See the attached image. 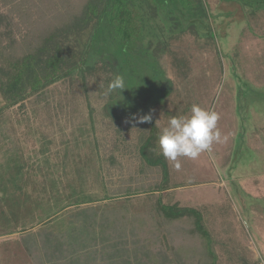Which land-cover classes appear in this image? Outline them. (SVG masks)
<instances>
[{
  "label": "rangeland",
  "instance_id": "obj_1",
  "mask_svg": "<svg viewBox=\"0 0 264 264\" xmlns=\"http://www.w3.org/2000/svg\"><path fill=\"white\" fill-rule=\"evenodd\" d=\"M204 2L209 28L203 25L198 28L199 33L204 35L206 30H211L214 41L197 39L188 31L173 42L177 56L186 54L190 58L187 72L180 73L171 61L143 64V59L134 53L137 68L134 81L139 86L126 85V96L120 94V99L117 96L118 104L112 102L115 99L108 102L104 85L94 82L98 81L96 77L103 80L107 73L97 72L84 83L75 72L27 98L24 108L5 109L0 116V167L10 154L23 159L26 173L18 184L28 199L25 214L17 220L10 218L8 211L2 213L3 207L0 209V264H38V258H32L27 251L28 240L40 238L42 229L48 227L50 233L58 234V223L41 222L37 214L51 208L57 210L54 219L58 218V203L75 198L69 199L68 194L70 190L72 195L80 189L83 173L88 178L85 190L94 199L85 205L101 208L109 203L102 196L112 193L131 164L121 149L116 151L118 163L112 167L104 158L110 153L109 144L116 136L121 137L126 124V120L117 124L115 117L134 105L136 93L148 95L149 85L157 95L170 91L161 102L163 105L155 108L159 128L167 126L171 116L190 114L191 106L197 104L220 114L217 127L225 137L222 143L213 144L211 152H202L195 160L180 157L179 170L169 161L171 182L178 186L164 191L163 200L201 211L209 232L202 248L214 249L213 264H264V8L250 16L247 7L243 8L235 0ZM55 3L51 11L44 9L45 15L58 18V12L62 14V4L58 5V0ZM39 8L34 4L23 11L24 21L17 22L14 10L0 2L2 43L14 42L16 36L20 40L30 25L40 20ZM162 17L166 19L165 14ZM96 40L94 45L100 41L97 37ZM98 48L106 55L113 52L104 46ZM128 53L122 50V61L129 58ZM93 57L99 58L96 52ZM78 58L75 54L74 60ZM4 104L0 94V106ZM96 142L100 145L97 153ZM99 156L103 162L97 161ZM107 167H111L110 173ZM6 168L0 172L2 184L8 187ZM141 197L146 199L147 195L141 194ZM132 202L136 207L143 203L136 198ZM136 217L133 227L122 234L121 243L114 248L142 249L140 261L145 264H185L169 250L167 253L155 251L154 258L149 259L151 256L143 248L165 247H151L143 224L149 223L154 230H164L165 226L147 221L150 215L142 220ZM202 255L206 262L211 261L206 253Z\"/></svg>",
  "mask_w": 264,
  "mask_h": 264
},
{
  "label": "trees",
  "instance_id": "obj_2",
  "mask_svg": "<svg viewBox=\"0 0 264 264\" xmlns=\"http://www.w3.org/2000/svg\"><path fill=\"white\" fill-rule=\"evenodd\" d=\"M55 1L0 0L4 7L14 10L13 16L17 18V22L24 21L23 11L34 4L40 6L37 13L41 16L29 28L27 25V32L20 40H16L17 36L13 38L14 42L2 43V39L0 40V94L5 100V104L0 106V116L6 108H24L27 98L39 94L75 72H78L77 76L84 83L88 76H94L97 72L107 73L103 80L96 77L98 81H94L98 85L101 82L104 88L116 72L123 75L126 73L129 76L126 77V85L134 84L136 88L139 84L134 81L137 69L134 53L143 59V64L159 65V62L171 61L180 69V73L187 72L190 58L186 54L183 57L177 56L173 42L188 31L205 42L215 39L211 30H206L204 35L199 33V27L204 25L209 28L204 0H58V5L63 6L62 14L58 12V18L45 15L44 9L51 11L56 6ZM235 1L243 8L247 7L250 16L264 8L261 5L264 0ZM162 14L166 15V19ZM84 36H87L85 40ZM96 37L100 39L95 44L97 48L104 46L113 52L106 55L102 48L97 49L93 44L97 41ZM73 42L76 43L75 47ZM178 49L176 51L180 53ZM122 50L129 52L126 61L121 60ZM95 52L99 58L93 59ZM75 54L79 57L78 61L74 60ZM161 71L163 72L162 68ZM154 91L149 85L148 95L145 92L146 95L136 93L133 96L134 105L124 108L126 113L115 117L117 124L121 120H126V124L120 132L121 137L116 136L109 144L111 154L104 158L110 161L112 167L118 163L116 151L121 149L128 155L131 164L126 168V176L118 179L112 193L102 196L110 200L109 203L100 206L101 208L85 205L94 199L85 190L88 178L83 173L80 189L74 190L72 195L70 190L68 194L69 199L75 198L58 203V218L54 219L57 210L51 208L36 211L39 221L58 223V234L50 233L48 227L42 229L40 238L28 240L27 251L32 258H38V264H145L142 259L140 261L142 249L137 251V248L114 247L121 243L122 234L133 227L136 216L137 220H142L146 216L148 219V215L150 218L147 221L165 226L164 230H154L149 223L143 224L148 233L147 238L150 237L151 247H165L143 248L151 256L149 259L154 258L155 251L167 253L169 250L185 264H213L214 249L202 248L209 232L204 226L201 211L163 200L164 191L178 185L171 182L170 163L160 154L158 138L161 128L157 125L154 114L156 106L163 105L161 102L170 91L165 90L161 95ZM120 94L125 95L124 89ZM117 96L119 92H113L109 95L108 102L115 99L112 102L118 104ZM148 113L152 115L149 123H138L132 119L133 114L140 116ZM94 147L96 153L100 151L97 148L100 147L98 142L94 143ZM99 157L100 160L97 161L103 162L104 159ZM4 168L7 169L4 172L8 173L10 186L2 184L4 180L0 172V209L3 207L2 213L8 211L10 218L17 220L25 214L28 199L26 192H22L18 184L26 173L23 159H19L17 154H10L4 158L0 170L3 171ZM110 169L107 167V172ZM11 193L16 196L10 195ZM141 194L147 195V198H142ZM134 196L137 201H143L139 207L132 202ZM68 207L74 210H65ZM202 252L211 261L206 262Z\"/></svg>",
  "mask_w": 264,
  "mask_h": 264
},
{
  "label": "clouds",
  "instance_id": "obj_3",
  "mask_svg": "<svg viewBox=\"0 0 264 264\" xmlns=\"http://www.w3.org/2000/svg\"><path fill=\"white\" fill-rule=\"evenodd\" d=\"M126 86V77L116 72L108 82L104 95L109 96L113 92L120 93ZM132 119L138 123H149L152 121L151 113L136 116ZM220 114L215 110L205 109L193 104L190 114L171 116L167 126L161 128L158 144L160 154L168 161L173 162V167L179 170L181 167L180 157H187L195 160L202 152H211L214 143H222L225 137L222 136L217 122Z\"/></svg>",
  "mask_w": 264,
  "mask_h": 264
}]
</instances>
